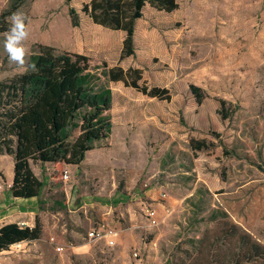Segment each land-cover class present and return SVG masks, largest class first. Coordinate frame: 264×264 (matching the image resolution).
<instances>
[{
	"label": "rangeland",
	"instance_id": "obj_1",
	"mask_svg": "<svg viewBox=\"0 0 264 264\" xmlns=\"http://www.w3.org/2000/svg\"><path fill=\"white\" fill-rule=\"evenodd\" d=\"M10 1L0 0V15ZM89 1L26 0L19 9L29 18L28 57L40 46L87 57L111 90L113 124L78 167L30 162L44 183L36 215L22 209L5 224L33 227L37 217L41 237L1 252L0 264H264L245 262L230 235L235 225L264 246V0H177L172 13L147 6L124 60L125 33L94 25L81 12ZM3 34L0 82L25 72L9 62ZM105 66L139 69V84L168 90L170 100L109 82ZM191 141L208 149L193 151ZM12 176V157L0 156V197ZM98 227L115 229V246L88 240Z\"/></svg>",
	"mask_w": 264,
	"mask_h": 264
},
{
	"label": "trees",
	"instance_id": "obj_2",
	"mask_svg": "<svg viewBox=\"0 0 264 264\" xmlns=\"http://www.w3.org/2000/svg\"><path fill=\"white\" fill-rule=\"evenodd\" d=\"M26 0H11L9 8L0 15V32L9 25L5 18L18 11ZM66 4L71 0H65ZM158 12L172 13L178 9L177 0H90L81 12L97 26L125 33L120 60L134 55L135 25L146 7ZM71 27H79L77 12L70 8ZM35 63L24 73L0 82V156L13 159V178L9 188L17 199H38L44 183L30 168V162L63 163L78 167L86 154L109 138L112 131L108 112L111 109V90L100 84L99 73L89 65L87 57L58 52L40 46L28 57ZM101 73L109 82H121L143 96L170 100L168 90L140 85L139 69L107 68ZM191 94L200 104L204 95L200 88L190 85ZM223 104V102H221ZM228 114H222L227 119ZM205 141H191L193 151L207 150ZM231 225V236L237 233L240 254L247 263L264 259V246L249 233ZM239 232V234H238ZM42 228L38 218L33 227L12 223L0 228V253L12 245L39 241Z\"/></svg>",
	"mask_w": 264,
	"mask_h": 264
},
{
	"label": "clouds",
	"instance_id": "obj_3",
	"mask_svg": "<svg viewBox=\"0 0 264 264\" xmlns=\"http://www.w3.org/2000/svg\"><path fill=\"white\" fill-rule=\"evenodd\" d=\"M9 27L3 34V47L10 63L15 64L21 71L36 70L35 63H28L29 18L22 11H16L6 18Z\"/></svg>",
	"mask_w": 264,
	"mask_h": 264
},
{
	"label": "crops",
	"instance_id": "obj_4",
	"mask_svg": "<svg viewBox=\"0 0 264 264\" xmlns=\"http://www.w3.org/2000/svg\"><path fill=\"white\" fill-rule=\"evenodd\" d=\"M13 178V176H12ZM12 178L10 180L9 183V188L11 186L12 183ZM9 192V190H8ZM11 192L8 193V195L4 196V197H0V228L5 224V221L8 218L12 217H17L18 214H20V210L24 209L27 211L28 215L33 217L36 215V213L34 212V208H35V204H36V198H31V199H17V198H13L10 194ZM16 224H20V223H24L26 225H24L25 227H32V222H25L22 219L16 220L15 222ZM22 243H18L15 244L13 246H17L20 245Z\"/></svg>",
	"mask_w": 264,
	"mask_h": 264
},
{
	"label": "built area",
	"instance_id": "obj_5",
	"mask_svg": "<svg viewBox=\"0 0 264 264\" xmlns=\"http://www.w3.org/2000/svg\"><path fill=\"white\" fill-rule=\"evenodd\" d=\"M68 174L67 172H63L62 174V180L64 182L68 181ZM162 199L165 200L166 195H161ZM146 216L149 219L150 224L153 227H157L160 223L158 214L156 212V210L154 209H147L146 210ZM20 227H25L24 223H20L19 224ZM87 238L89 241H95V242H103L106 246L108 247H112L115 246L116 244V236H117V232L115 231V229L111 228V227H98V228H91L87 233ZM12 247V246H11ZM10 247V248H11ZM56 252H61L63 250V248L61 247H56ZM1 255V253H0Z\"/></svg>",
	"mask_w": 264,
	"mask_h": 264
}]
</instances>
